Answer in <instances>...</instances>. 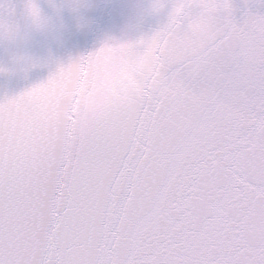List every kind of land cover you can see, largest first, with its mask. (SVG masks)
<instances>
[{
  "label": "snow or ice",
  "instance_id": "obj_1",
  "mask_svg": "<svg viewBox=\"0 0 264 264\" xmlns=\"http://www.w3.org/2000/svg\"><path fill=\"white\" fill-rule=\"evenodd\" d=\"M183 6L207 26L140 38L136 104L85 106L99 53L0 102V264H264V14Z\"/></svg>",
  "mask_w": 264,
  "mask_h": 264
},
{
  "label": "water",
  "instance_id": "obj_2",
  "mask_svg": "<svg viewBox=\"0 0 264 264\" xmlns=\"http://www.w3.org/2000/svg\"><path fill=\"white\" fill-rule=\"evenodd\" d=\"M235 18L241 21L246 12L264 14V0H231ZM43 12L61 24L59 40L51 34H31L26 49L32 62L23 64L12 59L6 47H0V102L18 96L46 82L56 70V60L68 62L69 57H81L95 51L107 36L139 39L162 28L169 19L175 0H164L158 13L149 12V0H84L79 7L83 26L77 25V12L65 0H38ZM24 0H0V17H7L9 6H15L12 17L22 24ZM56 53L48 58V49Z\"/></svg>",
  "mask_w": 264,
  "mask_h": 264
},
{
  "label": "clouds",
  "instance_id": "obj_3",
  "mask_svg": "<svg viewBox=\"0 0 264 264\" xmlns=\"http://www.w3.org/2000/svg\"><path fill=\"white\" fill-rule=\"evenodd\" d=\"M54 3L55 0H49ZM67 5L77 12V25L85 23L79 14V7L84 0H65ZM184 0H175L171 12L175 11L176 23L183 25L186 32L195 36L207 26V13L203 10L194 12L187 6L180 7ZM164 0H149V12L158 13L163 7ZM27 7L22 8L23 23H17L13 18L0 17V47H6L16 62L28 64L32 62V55L26 49V42L31 34H51L53 39L59 40L62 25L43 12L38 0H24ZM178 8V10H176ZM141 38V37H140ZM139 39L107 36L92 53H99V63L103 66L119 68L120 72L112 80L90 98H86L87 108L103 107L116 108L131 106L138 102L145 90V82L139 74L148 61L141 58ZM56 53L48 49V58H55ZM79 57H69L68 62L57 59V67L67 65L78 60Z\"/></svg>",
  "mask_w": 264,
  "mask_h": 264
}]
</instances>
